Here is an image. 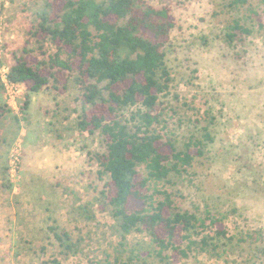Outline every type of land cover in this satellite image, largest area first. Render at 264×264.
<instances>
[{"label":"rangeland","instance_id":"1","mask_svg":"<svg viewBox=\"0 0 264 264\" xmlns=\"http://www.w3.org/2000/svg\"><path fill=\"white\" fill-rule=\"evenodd\" d=\"M50 1L0 0L2 83L25 47L40 57L30 32ZM146 1L169 7L176 21L165 48L172 82L160 98L167 132L180 151L205 129L213 138L203 158L170 178L177 208L199 217L209 209L232 235L261 236L229 244L222 257L194 250L177 264H264V0ZM234 19L252 34L231 46L225 34ZM45 50L55 52L51 44ZM74 77L64 90L50 84L34 94L25 111L24 85L0 92V106L9 109L0 119V264H107L122 241L92 158L105 151L103 138L77 130ZM52 224L72 236L74 254H61ZM127 241L144 256L155 249L142 233ZM152 256L144 264H161Z\"/></svg>","mask_w":264,"mask_h":264},{"label":"trees","instance_id":"2","mask_svg":"<svg viewBox=\"0 0 264 264\" xmlns=\"http://www.w3.org/2000/svg\"><path fill=\"white\" fill-rule=\"evenodd\" d=\"M247 2L233 0L232 6ZM35 21L30 36L41 58L25 47L8 80L26 87L25 111L34 94L50 84L64 90L75 75L81 90L77 130L103 138L105 151L92 158L104 182L101 195L122 234L107 264H144L152 255L161 264H177L194 250L222 257L229 244L261 241L260 233L232 235L225 220L209 209L202 217L180 211L168 187L170 178L187 172L205 156L206 142L213 141L205 129L203 139L189 140L180 151L167 132L160 98L172 82L165 48L176 21L169 7L146 0H52L35 13ZM251 34L234 19L225 40L234 46ZM47 44L54 53L48 54ZM4 89L0 81V92ZM7 112L6 105L0 106V119ZM49 230L62 255L75 253L69 232L54 224ZM135 232L148 237L153 252L144 256L129 249L128 237Z\"/></svg>","mask_w":264,"mask_h":264},{"label":"built area","instance_id":"3","mask_svg":"<svg viewBox=\"0 0 264 264\" xmlns=\"http://www.w3.org/2000/svg\"><path fill=\"white\" fill-rule=\"evenodd\" d=\"M8 73H9V70H8L7 73L3 74L2 77H1L2 81H3V84H4V86H6L9 89H15L20 84H15V83L10 82L8 80Z\"/></svg>","mask_w":264,"mask_h":264}]
</instances>
